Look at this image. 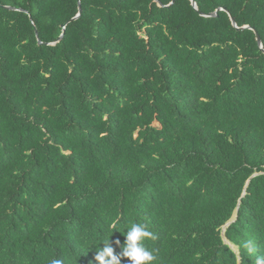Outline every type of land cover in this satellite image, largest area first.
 I'll return each mask as SVG.
<instances>
[{"label":"trees","instance_id":"1","mask_svg":"<svg viewBox=\"0 0 264 264\" xmlns=\"http://www.w3.org/2000/svg\"><path fill=\"white\" fill-rule=\"evenodd\" d=\"M194 2L0 0V264L264 256V0Z\"/></svg>","mask_w":264,"mask_h":264},{"label":"clouds","instance_id":"2","mask_svg":"<svg viewBox=\"0 0 264 264\" xmlns=\"http://www.w3.org/2000/svg\"><path fill=\"white\" fill-rule=\"evenodd\" d=\"M119 221H113L110 225L111 232L118 230ZM125 237L123 244L119 240L110 241L109 237L102 242L103 247H96L94 261L95 264H121V259L126 258L128 264H155L157 256L150 250L145 241L155 239L152 231L145 223L133 222L123 232ZM119 247V253L115 252L114 246ZM241 247L246 250L248 255L256 252L254 243L249 240L243 242ZM50 264H64L61 259H51ZM255 264H264V256H257Z\"/></svg>","mask_w":264,"mask_h":264},{"label":"water","instance_id":"3","mask_svg":"<svg viewBox=\"0 0 264 264\" xmlns=\"http://www.w3.org/2000/svg\"><path fill=\"white\" fill-rule=\"evenodd\" d=\"M190 2H191V5H192V6L194 7V9L196 10V5H195L194 0H190ZM171 4H172V3H171ZM171 4H170V5H171ZM158 6H162V5H161L160 3H158ZM9 9H10V8H9ZM219 10H223V11H224V9H218L216 12L206 15V17H216L217 14H218V11H219ZM77 17H78V14H77L72 20L76 19ZM231 22H232L233 26H235V23H234V21H233L232 18H231ZM241 29H249V27H244V28H241ZM255 35H256L257 43L261 46L260 38H259V36L257 35L256 32H255ZM62 36H63V34L60 36L59 39H61Z\"/></svg>","mask_w":264,"mask_h":264}]
</instances>
